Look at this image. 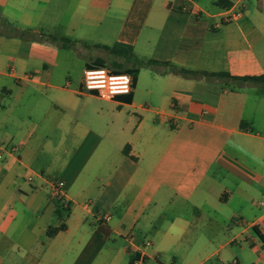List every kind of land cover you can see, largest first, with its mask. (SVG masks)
Here are the masks:
<instances>
[{
    "label": "crops",
    "instance_id": "crops-1",
    "mask_svg": "<svg viewBox=\"0 0 264 264\" xmlns=\"http://www.w3.org/2000/svg\"><path fill=\"white\" fill-rule=\"evenodd\" d=\"M227 1L0 0L84 59L74 76L60 44L0 37V264H264V86L165 66L264 74V0ZM117 43L158 63L131 95L81 93L102 58L82 54Z\"/></svg>",
    "mask_w": 264,
    "mask_h": 264
},
{
    "label": "trees",
    "instance_id": "trees-1",
    "mask_svg": "<svg viewBox=\"0 0 264 264\" xmlns=\"http://www.w3.org/2000/svg\"><path fill=\"white\" fill-rule=\"evenodd\" d=\"M219 6L230 9L233 4L228 2L227 0H218L217 2ZM0 37L6 38H19L23 40H31V41H43L48 40L54 43L60 44L65 49H70L75 46L76 42L64 37H56L52 35H46L43 33L34 32L31 29H23L17 26L15 23L11 22L8 18H6L0 12ZM98 48L100 46H97ZM104 49L107 51L109 58L112 62V71L114 73H127L133 77L134 84L137 81L138 74L140 69L143 67H148L154 64H157L156 61H142L137 58L134 53V48L130 45L125 44H115L113 47L105 46ZM124 60L120 62L119 60ZM166 67L170 68V70L174 73L184 76H206L208 78L219 77L225 79L227 81H232L234 83L240 84H254L264 86V74L260 76H246V77H233L228 73H208V72H196L192 70H187L184 68H179L173 66L171 64H165ZM100 67H108L107 61L103 58H98L94 62L87 64V68H100ZM64 212L69 211L64 205L62 206ZM61 214V212H60ZM66 225L63 224L59 228H53L48 231V235L50 237L56 236L60 231L65 230Z\"/></svg>",
    "mask_w": 264,
    "mask_h": 264
},
{
    "label": "built area",
    "instance_id": "built-area-1",
    "mask_svg": "<svg viewBox=\"0 0 264 264\" xmlns=\"http://www.w3.org/2000/svg\"><path fill=\"white\" fill-rule=\"evenodd\" d=\"M243 12L240 8L229 10L227 22L240 19ZM133 77L127 73H114L107 67L87 68L84 70L81 93L93 94L105 100H113L121 96L131 95L133 92ZM15 150L9 147H0V159L6 151ZM52 195L55 200L66 203L65 182L56 181L52 186ZM149 246V243H146ZM132 264H144V257L140 256Z\"/></svg>",
    "mask_w": 264,
    "mask_h": 264
},
{
    "label": "rangeland",
    "instance_id": "rangeland-1",
    "mask_svg": "<svg viewBox=\"0 0 264 264\" xmlns=\"http://www.w3.org/2000/svg\"><path fill=\"white\" fill-rule=\"evenodd\" d=\"M252 11L253 12H256V9L255 8H252ZM77 45L70 48V49H65L67 50L65 52V54H68L69 56H72V59H73V65H72V68L74 70V76H79L80 73H81V70H82V65L84 63V59L83 58H80V53H78V49H77ZM86 56L88 58H92V57H95V56H100L102 57L103 59H105L107 61V64H108V67L109 69H112V62H111V59L109 58L108 56V53L104 50V49H96V50H92V51H86V53H83L82 56ZM120 62H123L124 60H119Z\"/></svg>",
    "mask_w": 264,
    "mask_h": 264
}]
</instances>
